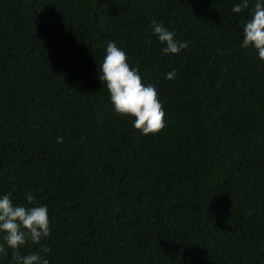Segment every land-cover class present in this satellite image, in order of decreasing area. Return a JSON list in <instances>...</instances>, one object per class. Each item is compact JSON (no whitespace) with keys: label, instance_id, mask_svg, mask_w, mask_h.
I'll return each mask as SVG.
<instances>
[{"label":"trees","instance_id":"trees-1","mask_svg":"<svg viewBox=\"0 0 264 264\" xmlns=\"http://www.w3.org/2000/svg\"><path fill=\"white\" fill-rule=\"evenodd\" d=\"M234 2L0 0V194L48 206L50 264H264V60ZM107 39L158 88V133L114 112Z\"/></svg>","mask_w":264,"mask_h":264},{"label":"clouds","instance_id":"clouds-1","mask_svg":"<svg viewBox=\"0 0 264 264\" xmlns=\"http://www.w3.org/2000/svg\"><path fill=\"white\" fill-rule=\"evenodd\" d=\"M249 9V0H237L232 12L240 13ZM151 30L165 46V54H179L188 49L190 41L178 38L163 23L150 20ZM242 48H254L260 59L264 60V0H255L250 17L243 24ZM177 70L165 73V79L173 80ZM99 79L109 93L114 112L118 115L134 117L132 125L142 134H155L166 126L163 101L156 85L144 82L139 69L130 63L128 53L112 39H107L103 61L99 63ZM63 142L62 136L56 137ZM25 203H14L11 192L0 194V254L12 250V264H50L41 255L51 249L41 243L51 234L48 206L37 200L29 190L25 192ZM31 241L39 245L41 251L21 254L19 249Z\"/></svg>","mask_w":264,"mask_h":264}]
</instances>
